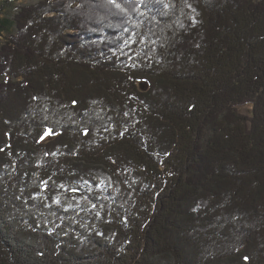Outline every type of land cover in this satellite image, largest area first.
Here are the masks:
<instances>
[{
  "label": "trees",
  "instance_id": "16d2710c",
  "mask_svg": "<svg viewBox=\"0 0 264 264\" xmlns=\"http://www.w3.org/2000/svg\"><path fill=\"white\" fill-rule=\"evenodd\" d=\"M11 23L0 264H264V0H38Z\"/></svg>",
  "mask_w": 264,
  "mask_h": 264
},
{
  "label": "rangeland",
  "instance_id": "374dc122",
  "mask_svg": "<svg viewBox=\"0 0 264 264\" xmlns=\"http://www.w3.org/2000/svg\"><path fill=\"white\" fill-rule=\"evenodd\" d=\"M38 0H0V18L9 19L10 21L14 19L15 13L18 11L19 7L28 4L35 3ZM15 32V26L11 23L7 29H4L0 33V44L10 36L11 33ZM241 111L244 113H250L251 108L249 106L241 107Z\"/></svg>",
  "mask_w": 264,
  "mask_h": 264
},
{
  "label": "snow or ice",
  "instance_id": "6c2138e0",
  "mask_svg": "<svg viewBox=\"0 0 264 264\" xmlns=\"http://www.w3.org/2000/svg\"><path fill=\"white\" fill-rule=\"evenodd\" d=\"M112 3H115V0H112ZM116 7H119V5L116 4ZM50 132H51V130H49L48 132H46L45 135L50 134ZM42 139H43V137H42ZM245 259H247V257H245Z\"/></svg>",
  "mask_w": 264,
  "mask_h": 264
}]
</instances>
